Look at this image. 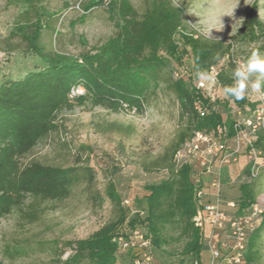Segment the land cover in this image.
I'll use <instances>...</instances> for the list:
<instances>
[{
	"label": "rangeland",
	"instance_id": "obj_1",
	"mask_svg": "<svg viewBox=\"0 0 264 264\" xmlns=\"http://www.w3.org/2000/svg\"><path fill=\"white\" fill-rule=\"evenodd\" d=\"M89 1L33 0L30 12L25 15L29 8L23 2L0 0V83L20 79L27 72L43 66L22 39L20 29L24 25L39 20L42 26L39 46L44 52L77 57L91 52L116 34L113 24H121L123 3L141 16L146 12L149 0H116L113 10L98 7L84 13L83 8ZM171 1L183 9L186 31L232 44L235 59L245 61L257 49L264 54V38L260 36L251 41L243 27L246 14L253 5L257 20L264 24V0ZM223 14H229L221 18L223 31L212 30V38L205 35V30L217 26V18ZM179 57V60L169 58V66L161 72L159 88L148 98L142 113H112L92 107L83 100L81 106L58 114L57 130L42 139L21 163L75 167L81 175L87 168L91 170L93 183L89 186L85 179H80L65 201L40 204L37 206L38 218L33 222L26 221L20 211L1 218L0 264H59L57 261L63 262L71 254L65 243L86 239L120 218L121 209L126 207L122 199L129 200L130 208L126 212L129 217L132 211H144L145 187L171 177L172 160L168 164L165 155L186 127V119L180 115L179 104L169 87L173 67L189 68L188 55L181 53ZM221 73L219 108L223 116L228 117L230 99L224 96L223 86L232 84H227V80L233 81L232 69L224 65ZM251 79L254 80L255 75ZM236 102L243 105L239 100ZM246 166V156L241 154L236 162L223 169V195L228 202L239 201L238 180ZM251 184L256 205L264 210V175H259ZM109 185L119 196V205L111 197ZM28 203L22 211L29 209ZM117 229L128 231L129 227L124 221ZM180 231L179 227L162 228L161 235L165 240L162 249L176 254L184 242ZM257 234L254 263L264 264V225Z\"/></svg>",
	"mask_w": 264,
	"mask_h": 264
},
{
	"label": "trees",
	"instance_id": "obj_2",
	"mask_svg": "<svg viewBox=\"0 0 264 264\" xmlns=\"http://www.w3.org/2000/svg\"><path fill=\"white\" fill-rule=\"evenodd\" d=\"M23 2L30 12L33 0H8ZM116 0H90L84 13L98 7L113 10ZM121 24L114 23L116 34L91 52L77 57L63 53H47L39 46L40 22L24 25L21 36L43 63L20 79L0 83V219L14 211H20L28 222L38 218L37 206L46 202H63L80 179L90 185L93 175L85 168L81 175L77 168H58L21 159L42 139L57 130V116L71 111L87 100L92 107H101L112 113L120 111L142 113L150 96L155 95L161 83V72L169 66V58L189 57V72L196 78L197 70L206 71L222 59L230 44L211 40L188 32L183 26V9L171 0H149L146 12L139 16L132 8L120 7ZM111 13V12H109ZM243 27L251 41L264 38V24L255 16V5L246 14ZM232 69L230 63L227 64ZM169 86L180 107V115L186 119L185 129L170 146L165 160H172L175 151L195 131H209L222 123L219 114L199 117L193 107L197 101L205 102L204 96L184 78H175ZM222 81V73L219 76ZM232 81L227 80V84ZM81 89L82 95L71 97V90ZM244 100H239L243 103ZM228 136L234 135L232 122L225 121ZM256 146H261L257 143ZM247 173V170L244 171ZM158 184L145 187L144 211L127 215L128 206L121 209L120 218L101 227L90 237L65 243L71 254L59 264H130L129 259L119 257L111 242L118 226L126 221L129 227L145 228L150 236L159 264H179L184 259L201 261L205 247L203 233L194 227L192 218L196 213L193 180L190 168L183 166L176 175ZM110 195L120 204L119 196L109 185ZM240 196L236 204L237 214L256 204L251 183L238 187ZM224 202H228L222 195ZM128 199H122L124 202ZM28 203L29 209L22 211ZM128 208V209H127ZM223 208L226 209L223 204ZM127 212V213H126ZM143 212V216L139 213ZM128 217V218H127ZM128 219V220H127ZM264 225V212L259 227L248 237L244 259L254 263L253 247L258 230ZM165 226L179 227L184 238L181 249L175 254L162 249L165 243L161 229ZM62 254V253H61ZM174 255V256H172Z\"/></svg>",
	"mask_w": 264,
	"mask_h": 264
},
{
	"label": "built area",
	"instance_id": "obj_3",
	"mask_svg": "<svg viewBox=\"0 0 264 264\" xmlns=\"http://www.w3.org/2000/svg\"><path fill=\"white\" fill-rule=\"evenodd\" d=\"M232 48L230 44L229 52L206 70L212 75V81L202 82L197 77L193 78L183 65L175 68L173 73L175 78L186 79L204 96L205 102L197 101L193 107L199 117L210 114L222 117V123L214 129L193 132L172 157L173 175L183 166L190 168L196 201L192 223L202 231L205 243L201 261L184 259L179 264H252L244 259L246 244L249 235L259 227L264 210L255 204L237 214L234 202H224L222 171L236 162L239 155L245 154L247 173L239 177V186L264 175V91L246 96L242 106L237 104L238 100H230L229 116H223L218 96L222 67L230 63L233 70L238 62L244 61L235 59ZM70 94L75 97L82 95L83 91L71 90ZM226 119L232 122L234 135L231 137L228 136ZM257 143L261 146H256ZM123 203L129 205L127 200ZM139 216H143V212ZM111 242L116 246L117 255L129 259L130 264H159L144 226L135 225L129 227L128 231L117 229Z\"/></svg>",
	"mask_w": 264,
	"mask_h": 264
},
{
	"label": "clouds",
	"instance_id": "obj_4",
	"mask_svg": "<svg viewBox=\"0 0 264 264\" xmlns=\"http://www.w3.org/2000/svg\"><path fill=\"white\" fill-rule=\"evenodd\" d=\"M229 16L223 14L217 18V26L205 30V35L212 38V30L221 32L224 24L221 18ZM214 39V38H213ZM215 40L219 41L218 38ZM255 75V79H251ZM197 79L206 82L212 81V75L204 70H197ZM233 83L223 86V94L230 100H242L251 93H261L264 91V54L258 49L251 52L250 56L243 62H238L232 70Z\"/></svg>",
	"mask_w": 264,
	"mask_h": 264
}]
</instances>
